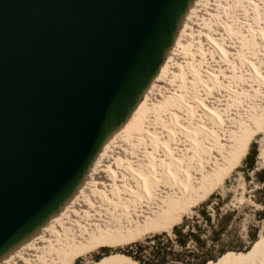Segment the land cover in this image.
<instances>
[{
  "label": "bare ground",
  "instance_id": "1",
  "mask_svg": "<svg viewBox=\"0 0 264 264\" xmlns=\"http://www.w3.org/2000/svg\"><path fill=\"white\" fill-rule=\"evenodd\" d=\"M137 107L72 199L0 264H72L171 231L207 200L264 126V0H195Z\"/></svg>",
  "mask_w": 264,
  "mask_h": 264
},
{
  "label": "water",
  "instance_id": "2",
  "mask_svg": "<svg viewBox=\"0 0 264 264\" xmlns=\"http://www.w3.org/2000/svg\"><path fill=\"white\" fill-rule=\"evenodd\" d=\"M195 0H0V261L77 193Z\"/></svg>",
  "mask_w": 264,
  "mask_h": 264
},
{
  "label": "rangeland",
  "instance_id": "3",
  "mask_svg": "<svg viewBox=\"0 0 264 264\" xmlns=\"http://www.w3.org/2000/svg\"><path fill=\"white\" fill-rule=\"evenodd\" d=\"M214 90L217 91V87ZM205 99L210 100V97ZM139 111L140 107L129 120H139ZM263 127L251 141L238 167L225 176L223 183L219 182L207 200L184 214L173 230L147 235L128 246L104 245L75 256L72 264L112 261L136 264L124 258L138 264H199L208 256H221L222 253L233 257L219 264H246L244 261L261 255L264 252V193L260 191L264 173ZM253 237L257 238L254 244ZM248 246L251 252L245 249Z\"/></svg>",
  "mask_w": 264,
  "mask_h": 264
},
{
  "label": "trees",
  "instance_id": "4",
  "mask_svg": "<svg viewBox=\"0 0 264 264\" xmlns=\"http://www.w3.org/2000/svg\"><path fill=\"white\" fill-rule=\"evenodd\" d=\"M260 182L262 183V189L260 190L261 191V193H264V173H263V177L261 178V180H260ZM263 205H264V202H263ZM257 241V238L256 237H253V243L252 244H254V242H256ZM133 243H135V242H133ZM133 243H131V244H133ZM130 244V245H131ZM128 246V245H127ZM249 248V252H251V247L250 246H248L247 248H245V249H248ZM244 249V248H243ZM247 252H248V250H247ZM247 252H244V254L243 255H246V253ZM229 257H233V256H230V255H227V254H225V253H222V255L221 256H216V257H211V256H208L205 260H203L201 263H199V264H219L221 261H224V260H226L227 258H229ZM127 262H134V263H136V264H138L137 262H135V261H133L132 259H129V258H124ZM247 259H249V257L247 258ZM251 259H253V258H251ZM251 259H249L248 261H244L245 263H247V262H249ZM135 260H137V259H135ZM139 261V260H138ZM228 261V260H227ZM140 262V261H139ZM238 263V262H237ZM237 263H233V264H237Z\"/></svg>",
  "mask_w": 264,
  "mask_h": 264
}]
</instances>
